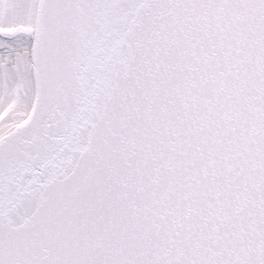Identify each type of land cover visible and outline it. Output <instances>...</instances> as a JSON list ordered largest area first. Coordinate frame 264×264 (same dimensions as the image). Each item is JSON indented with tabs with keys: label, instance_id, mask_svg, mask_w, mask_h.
Instances as JSON below:
<instances>
[{
	"label": "snow or ice",
	"instance_id": "snow-or-ice-1",
	"mask_svg": "<svg viewBox=\"0 0 264 264\" xmlns=\"http://www.w3.org/2000/svg\"><path fill=\"white\" fill-rule=\"evenodd\" d=\"M0 264H264V0H0Z\"/></svg>",
	"mask_w": 264,
	"mask_h": 264
}]
</instances>
